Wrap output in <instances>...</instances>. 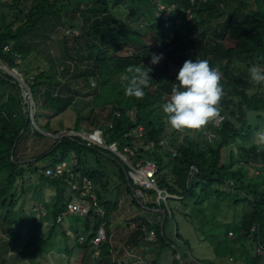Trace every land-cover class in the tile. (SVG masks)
<instances>
[{"label": "trees", "instance_id": "trees-1", "mask_svg": "<svg viewBox=\"0 0 264 264\" xmlns=\"http://www.w3.org/2000/svg\"><path fill=\"white\" fill-rule=\"evenodd\" d=\"M192 1L193 3H191ZM224 1L0 0V60L6 63L8 67L16 68L22 74L23 79L30 87L34 102L37 103L36 106L34 105L33 118L38 124L37 111L41 110L47 121L39 127L49 132L51 131L50 120L68 103L66 102L60 108L56 106L59 109L52 110V113H44L47 109L50 111L49 106L45 103L49 98L46 94L42 95L41 93L42 91L47 93V90L53 89L58 85V82L50 80L46 75V70L42 66L45 61L41 60L40 56L33 51V40L43 36L47 38L65 26L75 27L76 32L71 34L69 44L63 38L65 40V54L70 64L69 66L64 64L62 71H67L71 63L76 70L66 78V82L70 84L61 90V94L68 91L79 92L73 83L75 79L84 81L88 86L90 80H95L97 87L93 98V110L101 109V112H104L105 106L109 104H116L122 112L126 109L134 110L132 116L114 120L113 130L107 132L106 135L109 142L118 139L123 143L124 138L122 139V136L125 132H133L138 125L143 126L145 139L155 142L153 149L162 147L158 141L164 139L165 146L168 145L167 148H173L175 155L165 153V157L169 158L168 161L171 163L168 171H164L163 165L156 158L154 159L158 163L157 186L171 194L180 196L181 204L189 200L193 206L214 194L218 197L222 195V192L229 194L238 191L236 194L238 197L234 199V202L239 198L240 202H244L252 208L250 212H245L238 222V237L251 240V246H256L258 241L264 246V189L259 188L258 183L246 182V173L240 165L241 162L246 167L258 164L260 169L264 170V146L258 145L256 139L253 141L252 137L254 131L260 130V128L253 131L247 115L253 111L257 120L264 121V84L255 83L251 79L249 71L253 66H258L259 70L264 71V0H254L255 8L245 0H238L239 9L230 11L231 14L227 16L222 28L215 31L212 36H207L205 34L206 24L227 11ZM159 4L173 6L169 13L171 25L168 28L164 26L158 12ZM81 6H85V8H81ZM125 7L131 12L127 18L122 16ZM68 11L71 13L78 12V19L73 17L70 20L66 19L65 13ZM235 11L240 12L239 15H236ZM188 12L194 15L195 24L192 26L187 21L190 20L187 19ZM177 20H179L178 23H176ZM148 27L154 32L156 40L166 49L164 61L160 67L149 63L151 52L148 49L150 47L142 38V33ZM190 29L197 33L195 38H188V34L193 33ZM183 31H187V33L184 34ZM169 37L170 42H166ZM187 38L189 40L186 41L185 45L188 42L191 48L185 52L179 51L181 44ZM129 46L134 47L135 50L130 56L118 55L120 51ZM188 59H207L210 66L215 67L222 74L220 83L224 95L221 98L219 108L220 115H224V119L219 126L213 127L216 136L211 142L206 141L203 137V131L207 129L209 123L203 127L202 131L190 129L189 131L198 133L194 137L188 134L182 136L181 130H173L168 134L167 118L160 107L170 96L171 88L176 83L174 80L176 75L172 76L169 72L170 64L180 67ZM130 66L140 67L145 71H147V67L151 69L149 72L150 83L144 89L145 95L141 99L124 94L120 77L127 74V69ZM29 70L30 72H28ZM104 86L109 88L107 92H111V97L106 95L108 100L102 104L97 98L105 93V88H102ZM59 99L54 98L55 105H58ZM70 100L71 98H67V101ZM22 101L18 83L9 74L0 70V198L3 205L8 204L11 207L15 203L14 197L17 194L15 192L18 189L23 190L26 183L32 182L31 175L40 173L34 168L40 162V158L37 161L21 165L14 162L19 160L16 155L18 153L17 144L21 137L42 136L32 127L30 129L29 123L15 145L14 161L11 159V149L25 125ZM100 115L98 113L95 116L81 117V124L77 121L80 127L76 130L91 131L99 124ZM57 142L58 138L55 139V144ZM149 151L140 148L136 155L138 158H142ZM91 153L106 157L119 168V174L112 173L113 176L121 180L118 185H114L116 191L121 192L122 186H124L127 194L132 193L131 186L133 189H137L132 181L129 185L126 180L125 175L129 171V167L111 152L88 146L84 139L77 136L62 138L58 145L49 152L55 156L52 165L70 159L74 155L79 164L80 175L88 176L93 181L96 186L98 204L106 211L105 216L94 217L91 229L89 220H83V233L86 235L84 244H78L75 239L74 244L70 243L64 248L62 247L67 257L65 264H83L81 258L89 247L90 238L94 236L102 223H105L108 236L110 233L108 215L117 207V200L104 201L102 198L101 189L106 190L110 185L106 168L87 167ZM190 164H195L198 167V173L187 186L186 177ZM39 177L40 181H45L54 186L56 199L53 217L55 223L60 224L61 221H57V217L67 210V204L73 193L70 192L69 196H64V183L47 177L45 173H40ZM230 182L232 183L231 187H229ZM196 187H201L199 198L196 196ZM132 202L138 208L141 206L146 207V209L165 208L163 202L160 204L144 203L141 197L132 198ZM167 214L166 211L165 215L167 216ZM76 218L77 220L80 219L79 217ZM131 221L134 222L135 228L128 239V248H139V240L142 239V242L144 234L150 230L155 232V240L160 246H164L167 239L164 226H161L159 220L149 221L144 217H134ZM252 228L254 231L251 230ZM37 231L41 236V238L39 237L40 243L30 250V254H27L29 260L36 264H51L47 249L49 247H53L55 250L60 249L51 243L53 241L51 237L58 232L51 229L43 237L42 230L37 229ZM60 233L66 235L62 228ZM175 239L187 246L184 238L178 233H175ZM104 242L99 246L97 258L101 256V253L105 255L109 252ZM232 249L230 247L228 251L230 250L238 263L262 264L261 260L264 255L255 253L252 255L246 250H242V254L239 255L236 250ZM143 250L144 248L138 251L141 253ZM8 251L9 246H6L0 252V264H7L5 255ZM78 251H82V253L78 254ZM21 253L24 254V251ZM172 253V264H181L179 262L182 260L180 249H175ZM177 255H179V259L176 258ZM194 261L195 263L209 264L198 259L194 260V258L191 264H195Z\"/></svg>", "mask_w": 264, "mask_h": 264}, {"label": "rangeland", "instance_id": "rangeland-1", "mask_svg": "<svg viewBox=\"0 0 264 264\" xmlns=\"http://www.w3.org/2000/svg\"><path fill=\"white\" fill-rule=\"evenodd\" d=\"M245 2L250 3L251 6L255 8L254 0H245ZM224 3L226 5L225 8L227 11L221 16H219L217 19L206 24L205 34L207 36H212L215 31H218L219 29L222 28V25L224 24V21L226 20L227 16L231 14L230 11L239 9L238 0H225ZM81 8H85V6L84 7L81 6ZM123 9L124 12H122V16H124L125 18L130 16L131 12L128 11V8L125 7ZM239 13L240 12L235 11L236 15H239ZM71 17L78 19L79 17L78 12L71 13V11H68L65 13L66 19L70 20ZM130 20H134V19H130ZM187 21L190 22L191 26L195 24L193 18ZM75 30H76L75 27L72 28L69 26H65L63 28H59L58 30H56L53 34L49 35V37L47 38L43 36L33 40V44H34L33 51L40 56L41 60L43 59L45 61L44 65L42 66L46 70V75L50 80L58 82V85L55 86L53 89H48L47 93H43V91L41 93L42 95L46 94V96L49 98L47 101H45V103H47V105L50 108V111L47 109L46 111L47 114L52 113L54 110H57L60 107H63L66 104V102L68 103L66 107L64 106L54 116L55 118L52 117V119L50 120L51 131H49V133L55 135L61 133L64 134L65 132H67L65 128L68 129V131L79 129L80 127L79 124H81L80 122L81 117L84 118V117L95 116L99 113V115L102 114L100 115L101 119L103 118L108 119V115H104V114L107 113V107L112 106L110 104L106 105L105 110H103L104 112H101V109L93 110L94 109L93 98H94V94L96 93L95 88L97 87L95 80H90V85L88 86L84 81L75 79L73 80V83L75 88L79 90V92L73 93L68 91L65 94L64 93L61 94V90H63L67 85L70 84L69 82H66V78L70 76V74L74 70H76V68H74V65L71 63V66L67 71H62L64 64H68V66L70 64L69 63L70 61L65 54L66 53L64 48L65 40L69 44L71 41L70 40L71 34L75 33L74 32ZM191 30L193 32V29H190V31ZM183 33L186 34L187 31H183ZM196 35L197 33L190 32L188 34V38H195ZM63 38H65V40ZM142 38L144 39L146 44L150 47L148 51L151 52V55L154 53H163V59L156 64L159 67L162 66L166 49L156 40L152 29L148 27V29L144 31V33H142ZM188 38L184 40L183 42L184 44L183 43L181 44L179 51L185 52L191 48L188 42L187 45H185L186 41L189 40ZM170 40L171 39L169 37L168 39H166V42H170ZM134 51H135L134 47L129 46L123 49L122 51H120L118 55L122 57H126V56H130ZM179 68H180L179 66L171 64L169 69L170 75L175 76ZM256 68L259 69L258 66H256ZM9 69H15V68L9 67ZM28 72H30V70ZM220 76H222L221 73ZM23 81L26 83L24 79ZM92 81L95 82V85L92 84ZM25 83L22 84L23 87H25ZM26 84L28 85V83ZM27 87H29V85ZM102 88H105L106 91L105 93L102 94V96H99L97 99L99 100L100 103L103 104L105 103L106 100H108L109 96L111 97V92H107L109 91V88L107 89L106 86ZM31 97L32 94L26 96V98H31ZM43 98L45 97L43 96ZM54 98H60L58 105H55ZM67 98H71V100L67 101ZM34 105L36 106L37 103L33 102V106ZM42 105L44 104L42 103ZM27 106L29 109V105ZM56 106H58L59 108H56ZM37 112H38V124L35 122L34 118H32L31 116L30 117L35 122V124L41 127L42 125H44L41 124L40 122L43 118V115L41 113V110H38ZM61 113L63 115H58ZM28 115H30L29 110H28ZM247 115L251 129L254 131L255 129L257 130V128H260V130L258 129L259 131L258 130L254 131L252 135L254 141V139H256L257 133L260 131H264V121L257 120L255 118L256 114L253 111L247 113ZM124 118H120V119H124ZM77 121H79V124ZM26 126L27 125L25 124L23 129H25ZM31 127L34 130H36V128L32 125V122L30 121L29 128L31 129ZM203 127L200 128L199 130L202 131ZM189 130L190 129L181 130L182 133L181 135L184 136L188 134L189 136L194 137L195 135L198 134L197 132L193 133V131H189ZM171 131L173 130L170 129L169 127L168 134ZM41 135L42 136H38V137L29 136L27 138L20 136L21 137V138L19 137L20 140L18 138L19 142L17 141L18 142L17 151L20 152L21 150H24L25 153H23L21 156L25 158L40 157L41 158L40 162H38L34 166V168L37 169L41 174H43L45 173L46 166L50 164L52 160L55 158V156L49 154V152L54 147L56 138L47 136L42 133ZM167 147L168 145L153 150L149 149L150 151L147 153V155L143 156L142 158L144 160L156 158L159 161V163L163 165V170L168 171L170 167L169 165L171 163H169L170 161H168L169 158L165 157V153L169 155L172 154V152L169 151V148ZM45 154L46 156L43 158V155ZM16 156H18V153ZM89 156H91V158H90V162L87 164L88 168H92L95 165V161L93 157H96L98 161L97 162L98 166L100 168L102 169L104 167L106 168V172L108 175L107 177L109 179L110 185L107 187L106 190L101 189V191L106 200H116V198H117V202L119 200H122L120 201L121 210L118 211V214H120L119 217L122 219V221L125 220L126 222H131V219L133 217L137 218L139 215H143V216H149L150 220L152 221L159 220L161 226H164L163 228L167 240L164 242V246H161L162 255L168 252L169 256L173 258L172 251H174L175 249L177 250L179 248L180 254L182 255V260L179 261L181 264H191L193 262V258L194 260L198 259L201 262L209 263V264H241L240 262L238 263L237 261H235L234 259L235 256L230 253V250L228 251L230 247L233 248L232 250H236V253H238L239 255L240 253L242 254V250H246V252H249V254L252 255L254 253L257 254L255 246L253 245L251 246L252 244L251 240H246L243 237H238L239 220H241L242 215L245 212H250L252 210V208L248 204H245L244 202H240L239 198H237L236 199L237 201L234 202V199L238 197V195H236L238 191L229 194H225L222 192V195L218 197L214 194L210 198H204L201 201V203L195 206L191 205L189 200H186L184 204H181L182 202H180L178 198L169 199L167 200L168 201L167 205L170 211H168L167 209L168 214L165 219L162 212L160 211L159 213L154 212L157 209H151V212H149L146 210V207L141 206L138 208V206H136L135 203H133L132 200H130V195H128L125 192L124 186L121 187V192L115 190L114 185H118L121 182V180H119L118 177L113 176L112 174L113 172L114 174H119V168L115 164H113L110 160H108L104 156H98L93 153H91ZM136 157L137 155L135 157H132L134 163L136 162ZM67 161H69V158L67 159ZM240 165L242 170H244L246 173L245 181L250 182L252 184L258 183L259 188L264 189V170L260 169V165L257 164L256 166L253 165L246 167L245 165H243L242 162ZM40 173L37 172L33 174L32 177L36 178L35 175L39 176ZM35 181L32 179V182L30 184L26 183L23 190L16 189L17 192L15 193L17 194H15L14 197L15 198V203H13L14 207L8 206V204L3 205L2 203L3 201L0 198V252H2L6 246H9V251L5 255L6 258L5 262L7 264L31 263L29 260V256L27 254L28 253L30 254V250L36 244L40 243V239H39L40 234L37 233L38 232L37 229H39L38 225L40 227H43L44 225V231L50 228V230L52 229L55 230V232H58V234H55L51 237V239H53L51 243L56 247H60L61 250L62 247L64 248L70 243H74L76 239L75 229L70 228L69 231L66 232V235L65 233L64 234L60 233L61 226L64 224L55 223L54 221L55 218L53 216H52L53 219L52 217H50L51 215L49 212L50 208H48V204H45L44 199L47 196V193L48 194L52 193L54 186H51L49 183L45 181H40V182L39 181L35 182ZM40 185H44V187L46 188L41 187ZM63 188H64V196H69L70 185L64 183ZM141 189L147 200L146 203L154 202L155 204H158L156 202L157 198L154 191H148L144 188ZM200 189L201 187H196V196L198 198L201 196V193L199 192ZM138 190H140L138 187L137 189H134L137 195H138ZM54 194H56V191ZM41 203H44L45 205L44 204L42 205ZM163 204L166 206L165 203ZM34 207L42 208L45 210V212L43 210L44 214L46 213L49 216L47 225H45L43 221L45 220L43 219L44 215L42 213L40 214L39 212L33 210ZM50 211L53 213V208ZM135 213L138 214L134 215ZM61 214L62 213H60L59 215ZM184 215H187L189 217H185ZM63 217L64 216H62V218ZM67 217L69 218L70 216ZM34 218L39 220H35ZM68 218L67 220H69ZM74 218L77 220L76 217ZM78 220H79L78 222L83 223L82 218ZM9 229L11 230L9 231ZM175 233H178L182 238H184L185 242L187 243V246H185L181 242H178L175 239ZM43 234L44 236L47 235V233H43ZM23 241L25 242L24 244H22ZM30 241H32V244H30ZM22 251H24V254L21 253ZM176 258L179 259V255H177ZM53 261L54 264H64L65 259L57 260L53 258ZM261 263L264 264V256L263 259L261 260ZM31 264H36V263L33 262ZM195 264H203V263L196 262Z\"/></svg>", "mask_w": 264, "mask_h": 264}, {"label": "built area", "instance_id": "built-area-1", "mask_svg": "<svg viewBox=\"0 0 264 264\" xmlns=\"http://www.w3.org/2000/svg\"><path fill=\"white\" fill-rule=\"evenodd\" d=\"M193 3V1L191 2ZM160 7V8H159ZM173 6H166L164 4H159L158 12L161 16L163 24L166 28L171 25V21L169 18V13ZM194 18V15L191 12L187 13V19ZM179 20L176 21L178 23ZM76 32V30L74 31ZM7 49V47H5ZM16 69V68H15ZM17 70V69H16ZM22 76V75H21ZM21 86L22 82H20ZM92 84L95 85V82L92 81ZM28 85L25 84V88L27 90V95L31 94L30 88L27 87ZM29 105V113L30 116L33 118L34 113V106L32 102V97L28 101ZM32 104V105H31ZM134 114V110L126 109L122 112L116 104H112L111 107H107V113L104 115H108V119H101L99 124L94 127L91 131L85 130H67L64 133L65 136H77L84 139L88 146H93L97 148H102L108 150L113 155H115L120 161L125 163L129 167V174L132 182L138 190V196L142 198L144 203L147 202L143 191L141 188L146 190H153L156 194V202L160 204L161 202L165 203V210L170 211L167 203L168 199L173 198H180L176 194H171L167 192L165 189H160L157 186V171H158V163L154 159H146L136 157V162L132 160V157L136 156V152L143 148L144 150L153 149L155 146V142L152 140L145 139L144 129L142 125H138L134 131L132 132H125L122 136L123 143L120 140L115 141H108L107 140V132L112 131L114 128V120L120 118H127V116H132ZM103 115V117H104ZM224 119V115H220L219 117L211 120L206 130L203 131V137L206 141L211 142L216 133L213 127L219 126V124ZM122 143V144H121ZM160 146H165V140L160 139L158 141ZM122 151H121V150ZM169 151L172 152V155H175V151L173 148H169ZM79 164L74 155H72L67 160H62L59 163L53 164L52 166L45 168V175L49 178L57 179L61 183H66L70 185V192H72V197L70 198L67 204V210L65 214L73 215L83 220H89L90 223H93V219L95 216L103 217L106 215L105 209L98 204V196L96 193V186L93 181L85 175H80L79 171ZM198 173V167L195 164L189 165V170L186 177V185L188 186L191 181L196 177ZM76 180V181H75ZM230 187L232 183L230 182ZM33 210L42 213L44 215L45 210L42 208L34 207ZM44 210V212H43ZM63 215V214H62ZM62 215H58L57 221L62 220ZM254 231V228L251 229ZM107 233L105 229V223L97 229L94 236L89 240V249L90 254L92 257H97L99 254V246L102 242L107 240ZM146 241H154L156 238L155 232L150 230L146 233ZM76 241L78 244H84L86 241L85 233L78 232L76 234ZM256 252L258 255L264 254V246L258 241L256 243Z\"/></svg>", "mask_w": 264, "mask_h": 264}, {"label": "clouds", "instance_id": "clouds-1", "mask_svg": "<svg viewBox=\"0 0 264 264\" xmlns=\"http://www.w3.org/2000/svg\"><path fill=\"white\" fill-rule=\"evenodd\" d=\"M163 59V53L151 55L149 63L157 64ZM150 68L130 66L127 74L120 80L126 96L141 99L144 89L150 83ZM251 79L257 84H264V71L255 66L250 68ZM175 84L170 96L161 104L168 125L172 130L200 129L211 120L220 116L219 104L224 95L220 83V73L210 66L207 59L185 60L175 76ZM256 143L264 146V131L256 135Z\"/></svg>", "mask_w": 264, "mask_h": 264}, {"label": "crops", "instance_id": "crops-1", "mask_svg": "<svg viewBox=\"0 0 264 264\" xmlns=\"http://www.w3.org/2000/svg\"><path fill=\"white\" fill-rule=\"evenodd\" d=\"M32 102H34L33 98H32ZM34 109H35V107H34ZM44 113L47 114L46 111H44ZM58 115H63V114L61 113ZM46 121H47L46 117L43 116V118L40 122H41V124H45ZM50 127H51V125H50ZM65 130H68V129L65 128ZM23 153H25V151L21 150L20 152H18V156H17V158L19 159L17 161H21L22 162L21 164L35 161V160H33V158H35V157L25 158V157L21 156ZM19 156H21L22 158ZM29 159L32 161H28ZM93 159L95 161L94 167H97L98 161H97L96 157H93ZM18 164H20V163H18ZM49 166H52V162L50 164H48L46 167H49ZM35 177L36 178L32 177V179L34 181L36 180L35 182H38V181L40 182V177L36 176V175H35ZM40 186L44 187V185H40ZM44 188H46V187H44ZM54 193H55V190L53 189L52 193L51 194L47 193V196L44 199L45 204H48V208H50V210H52V208L54 207V204H55V199H56L55 195L56 194H54ZM128 195H130V200H132V198H136L133 195V193H130ZM102 198L104 201H113V200H106L104 196ZM116 200H117V198H116ZM120 201H122V200H119L117 202V207L113 211H111L108 215L109 216L108 229L110 230V233L108 234L107 240L104 242V245L106 246V248L108 247V251H109L108 254L102 255V253H101V256L99 258L92 257V255L89 252L90 249L88 247V249L85 251V253H83L84 254L83 258H81L83 260V264H172L173 258L169 256L168 252L166 254H163L164 256L162 255L161 246L157 242V240L146 241L145 237H146L147 232L144 234L143 241L141 242L142 239L139 240V246H140L139 248H131V249L128 248V246H127L128 245V239L131 236V234L135 228V224L132 221L131 222H126L125 220L122 221V219L119 217L120 214H118V211L121 210ZM41 204L43 205L44 203H41ZM50 210H49V212L51 214L50 217H52L53 213ZM146 210L151 212V209H149V208ZM154 212L159 213L158 210H155ZM154 212H152V213H154ZM137 214L138 213H135L134 215H137ZM62 216H64V217L62 218L60 224H64V225H62L63 227H61V228L63 230H65V232H68L70 228H73V229H75L76 234L78 232L83 233V229H84L83 223L78 222L79 220H76L75 218H71L73 215L65 214V211L63 212ZM67 216H71V217L68 218ZM48 217L49 216L45 213L44 217H43V219H45V220H43L45 225H47V221L49 219ZM138 217H144L146 219H149V221H152V220H150L149 216L139 215ZM67 218L69 220H67ZM52 219H53V217H52ZM158 219H159V217H158ZM35 220H39V219H35ZM89 226L91 229L92 222L90 223V221H89ZM38 227L40 230H42V233H48V231L50 230V228H49L48 230L44 231V225H43V227H40L38 225ZM42 236L45 237L44 234H42ZM39 237L41 238V236H39ZM24 243L25 242L23 241L22 244H24ZM74 243H75V241H74ZM30 244H32V241H30ZM142 248H144L143 252L141 251V253H139L138 250H141ZM51 251H52V253H51ZM79 253H82V251L81 252L78 251V254ZM47 254L49 255L48 256L50 258L49 263H51V264H54L53 258H55L57 260L65 259L64 264L66 263L67 257H66V254H65L63 249L62 250L61 249L55 250L53 247H49L47 249Z\"/></svg>", "mask_w": 264, "mask_h": 264}, {"label": "water", "instance_id": "water-1", "mask_svg": "<svg viewBox=\"0 0 264 264\" xmlns=\"http://www.w3.org/2000/svg\"><path fill=\"white\" fill-rule=\"evenodd\" d=\"M1 62H3L2 60H0V63ZM0 70H2V72H4V73H7V74H9L11 77H13L14 79H15V81L18 83V85H19V87H20V90H21V97H22V111H23V114H24V117H25V124L27 125L30 121L32 122V125L36 128V130L38 131V132H40V133H42V134H45V135H47V136H50V137H55V138H58V142L54 145V147L52 148V150L58 145V143L62 140V138L63 137H65V135L63 134V133H61V134H51V133H49V132H45V131H43V130H41L40 129V127L37 125V124H35V122L31 119V117H30V115H28V100L30 99V98H26V96H27V90L25 89V88H22V86H21V84H20V82H22V83H25L24 81H23V77L22 76H19V75H21L19 72H18V70H16V69H9V67L6 65V67H3V66H1V64H0ZM26 84V83H25ZM23 130L24 129H22L21 131H20V133H19V135H18V137H17V139H16V141H15V143H14V145H13V147H12V149H11V159L13 160V154H14V148H15V145H16V143H17V141H18V138L21 136V134L23 133ZM51 150V151H52ZM46 156V154L45 155H43V158ZM40 157H35V158H33V160H35V161H37L38 159H39ZM41 159V158H40ZM14 161V160H13ZM28 161H32V160H28ZM14 162H16V163H22L21 161H14ZM126 180H127V182H128V184L129 185H131V178H130V174H129V172H126ZM131 192L133 193V195L138 199V196H137V194H136V192L134 191V189H133V187L131 186ZM158 211H160V212H162L163 213V215H164V218L166 217V215H165V213H166V210L165 209H157ZM163 224V223H162Z\"/></svg>", "mask_w": 264, "mask_h": 264}, {"label": "bare ground", "instance_id": "bare-ground-1", "mask_svg": "<svg viewBox=\"0 0 264 264\" xmlns=\"http://www.w3.org/2000/svg\"><path fill=\"white\" fill-rule=\"evenodd\" d=\"M1 64H2V66H3V67H6V65H5V63H4V62H1Z\"/></svg>", "mask_w": 264, "mask_h": 264}]
</instances>
